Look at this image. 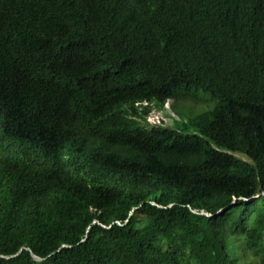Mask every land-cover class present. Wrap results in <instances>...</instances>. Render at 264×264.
<instances>
[{"label":"trees","instance_id":"1","mask_svg":"<svg viewBox=\"0 0 264 264\" xmlns=\"http://www.w3.org/2000/svg\"><path fill=\"white\" fill-rule=\"evenodd\" d=\"M0 264H264V0H0Z\"/></svg>","mask_w":264,"mask_h":264},{"label":"rangeland","instance_id":"2","mask_svg":"<svg viewBox=\"0 0 264 264\" xmlns=\"http://www.w3.org/2000/svg\"><path fill=\"white\" fill-rule=\"evenodd\" d=\"M177 106L184 107L185 111H189L190 113H193L195 110V106L190 105V102L182 103L181 101H177ZM175 112L172 108V102L168 101L165 104V112L162 110H159L157 108H154L152 110L151 119L153 120H159L162 119L165 123L173 124L174 119H178L182 116L183 111H180L179 108H174ZM179 116V117H178Z\"/></svg>","mask_w":264,"mask_h":264},{"label":"clouds","instance_id":"3","mask_svg":"<svg viewBox=\"0 0 264 264\" xmlns=\"http://www.w3.org/2000/svg\"><path fill=\"white\" fill-rule=\"evenodd\" d=\"M168 101H171L170 99H168L166 102H168ZM166 102H165V104H166ZM144 103H146V102H144ZM137 104H138V102H137ZM165 104H164V110L163 109H159V110H162V111H164L165 112ZM154 108H156L155 106H153V104H152V109H151V111H150V116H149V119L151 120V121H156V122H159L160 120H162V119H159V120H153V119H151V114H152V110L154 109ZM158 109V108H157ZM173 111L175 112V110L173 109ZM176 113V112H175ZM179 117V116H178Z\"/></svg>","mask_w":264,"mask_h":264},{"label":"water","instance_id":"4","mask_svg":"<svg viewBox=\"0 0 264 264\" xmlns=\"http://www.w3.org/2000/svg\"><path fill=\"white\" fill-rule=\"evenodd\" d=\"M37 259H42L40 256H35Z\"/></svg>","mask_w":264,"mask_h":264},{"label":"bare ground","instance_id":"5","mask_svg":"<svg viewBox=\"0 0 264 264\" xmlns=\"http://www.w3.org/2000/svg\"><path fill=\"white\" fill-rule=\"evenodd\" d=\"M105 17V16H104ZM137 47V46H136ZM139 48V47H138Z\"/></svg>","mask_w":264,"mask_h":264}]
</instances>
